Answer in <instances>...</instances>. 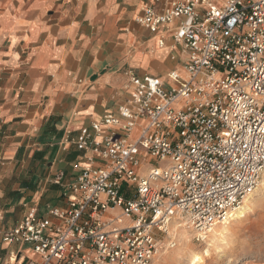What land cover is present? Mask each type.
Returning <instances> with one entry per match:
<instances>
[{"label": "built area", "instance_id": "built-area-1", "mask_svg": "<svg viewBox=\"0 0 264 264\" xmlns=\"http://www.w3.org/2000/svg\"><path fill=\"white\" fill-rule=\"evenodd\" d=\"M136 22L171 35L186 55L184 78L166 86L124 71L131 91L120 115L61 140L81 153L71 180L65 171L52 179L66 206L40 213L25 204L22 220L2 234L17 248L0 264H152L177 247V220L204 242L259 187L264 0H176L144 8Z\"/></svg>", "mask_w": 264, "mask_h": 264}, {"label": "crops", "instance_id": "crops-1", "mask_svg": "<svg viewBox=\"0 0 264 264\" xmlns=\"http://www.w3.org/2000/svg\"><path fill=\"white\" fill-rule=\"evenodd\" d=\"M172 1L0 0V260L17 248L2 234L22 220L25 204L40 213L66 206L52 179L65 171L71 180L81 153L61 140L120 115L131 91L125 70L181 83L186 55L170 34L136 22L144 8Z\"/></svg>", "mask_w": 264, "mask_h": 264}, {"label": "rangeland", "instance_id": "rangeland-1", "mask_svg": "<svg viewBox=\"0 0 264 264\" xmlns=\"http://www.w3.org/2000/svg\"><path fill=\"white\" fill-rule=\"evenodd\" d=\"M248 207L246 216L232 222L221 241L209 245L210 237L214 239L211 232L206 241L198 242L189 229L190 241L184 248L179 242L176 248L157 256L153 264H193L195 255L201 257L197 264H264V176Z\"/></svg>", "mask_w": 264, "mask_h": 264}, {"label": "bare ground", "instance_id": "bare-ground-1", "mask_svg": "<svg viewBox=\"0 0 264 264\" xmlns=\"http://www.w3.org/2000/svg\"><path fill=\"white\" fill-rule=\"evenodd\" d=\"M257 191H258V188L244 202L245 207H242L241 206L240 208H238L237 210H235L232 218H230L226 222L222 223L221 226H217V227L214 228V230L212 231V236H214V239L212 240V238L210 237V239L207 241L208 244L211 241L212 242L213 241L214 242L221 241L220 239H222L225 236V233L227 232L228 227L233 224L232 222H234V221H236L238 219H241V218H243V217L246 216V213L248 212V209H250V207H248V204L251 202L252 198L255 196V194L257 193ZM173 229H174V233H175V235H176V237L178 239V243L181 242V244H182V246L184 248V246H186L185 243H188L190 241V238H189V231L190 230L189 229H191V226H190L189 222L187 220H177L175 222V224H174ZM178 229H179V233H178ZM159 255L160 254H158L157 256H159ZM200 260H201V257L199 255H195L193 257V259H192V263L193 264H197Z\"/></svg>", "mask_w": 264, "mask_h": 264}]
</instances>
